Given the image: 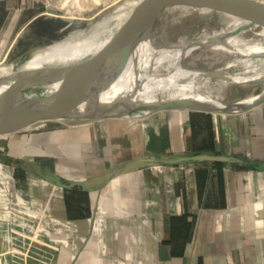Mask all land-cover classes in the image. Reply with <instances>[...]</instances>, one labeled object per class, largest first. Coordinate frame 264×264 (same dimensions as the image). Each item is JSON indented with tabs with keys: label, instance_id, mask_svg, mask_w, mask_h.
Listing matches in <instances>:
<instances>
[{
	"label": "crops",
	"instance_id": "obj_1",
	"mask_svg": "<svg viewBox=\"0 0 264 264\" xmlns=\"http://www.w3.org/2000/svg\"><path fill=\"white\" fill-rule=\"evenodd\" d=\"M50 122L0 136L2 188L48 231L2 214L3 264H264V103Z\"/></svg>",
	"mask_w": 264,
	"mask_h": 264
},
{
	"label": "rangeland",
	"instance_id": "obj_2",
	"mask_svg": "<svg viewBox=\"0 0 264 264\" xmlns=\"http://www.w3.org/2000/svg\"><path fill=\"white\" fill-rule=\"evenodd\" d=\"M139 1L11 0L7 5L2 1L0 3V76L36 67H64L81 63L94 56L114 38ZM245 24L242 19L208 9L189 6L166 7L157 17L148 40L153 47L181 48L219 36L231 51L214 45L192 51L182 60L181 66L198 73L192 82L194 87L159 92L156 98L159 101H169L189 96L194 92L213 101L236 103L264 92V55H253L252 58L244 52L233 50L238 45L237 48H245L254 43L264 45V34L261 33L263 28L257 25L240 28ZM230 62L235 64L234 70L237 75L252 76L256 72L261 75L254 81L237 82V84L224 81L217 75L230 73V69L227 68ZM174 66L175 64L169 61H153L150 66L139 70L142 74L139 81L143 82L151 76L155 78L166 76L174 71ZM37 95V87L28 88L21 93V96L27 99L36 98ZM132 115L146 116L140 112ZM72 122L84 123L88 120H73L68 123ZM63 123L66 122L54 121L47 124L59 126ZM1 195L14 199V194L10 190H4L0 183ZM43 218L39 216L37 220Z\"/></svg>",
	"mask_w": 264,
	"mask_h": 264
},
{
	"label": "water",
	"instance_id": "obj_3",
	"mask_svg": "<svg viewBox=\"0 0 264 264\" xmlns=\"http://www.w3.org/2000/svg\"><path fill=\"white\" fill-rule=\"evenodd\" d=\"M168 6L208 9L245 20L246 24L240 28L257 25L264 29V2L259 0H140L114 38L94 56L81 63L64 67H36L0 76V86L18 84L27 88L43 87L50 90L45 97L28 99L23 103L0 104V136L28 129L39 122L67 123L84 119L97 121L125 117L135 112L149 115L169 109L237 113L248 111L264 103V92H262L236 103L213 100L201 103L195 99L185 102L181 101V98H175L169 101L139 103L135 106L124 105L118 110L101 114L91 112L114 84L119 69L129 63L127 59L133 48L149 40L157 17ZM12 160L7 157L5 162L11 164ZM26 164L33 172L47 177L40 164L36 162Z\"/></svg>",
	"mask_w": 264,
	"mask_h": 264
},
{
	"label": "bare ground",
	"instance_id": "obj_4",
	"mask_svg": "<svg viewBox=\"0 0 264 264\" xmlns=\"http://www.w3.org/2000/svg\"><path fill=\"white\" fill-rule=\"evenodd\" d=\"M261 33L264 34V29L261 31ZM212 43H214L213 45L218 48L220 47L226 51H231L229 46L224 43L220 37L208 38L206 40H202L201 42L185 45L181 48H155L150 44L149 41H144L137 44L130 52V55L127 59L129 62L127 66L119 69V73L114 84L101 97L100 102L94 109L91 110V112L94 114H101L103 112L118 110V108L124 105L135 106L139 103H152L158 101L156 96L159 92H169L176 90L177 88H193L194 86L192 85V82L198 73L182 68L181 62L186 56L190 55L192 51ZM237 47L233 48V50L244 52L251 57L253 55H264V45L261 43H254L253 45L247 46L245 48ZM143 54H146V56H143ZM153 61L173 62L175 64L173 69L174 71H171L168 73V75L160 78H155L153 76L147 77L143 82H140L139 79L142 77V74L139 70L143 67L150 66ZM258 61L259 60H257V62ZM234 67L235 64L233 62L228 63L227 68L230 69V73H219L217 76L222 77L224 81H231L237 84V82H247L250 80L254 81V79H258V77L261 75L257 72L252 76L237 75L235 74ZM27 89L28 88L24 85L18 84L13 86H0V104H15L28 101L27 98H23L21 96V93ZM37 90V97L40 98L47 96L50 92V90L43 87H37ZM192 99H195L201 103L212 101L209 97H201L194 92H192L189 96L181 97L180 100L186 102ZM250 100H252V98H250Z\"/></svg>",
	"mask_w": 264,
	"mask_h": 264
},
{
	"label": "built area",
	"instance_id": "obj_5",
	"mask_svg": "<svg viewBox=\"0 0 264 264\" xmlns=\"http://www.w3.org/2000/svg\"><path fill=\"white\" fill-rule=\"evenodd\" d=\"M264 2V0H259ZM0 216L2 214H7L11 218V223H13V220L17 222V225L21 226L20 230L17 232V235L21 236L22 238L26 239L28 241V246L31 247L32 244L40 243L45 238L46 235H48V231L46 229V226H43L42 221L37 220V217L30 216L28 218V213H24L19 210V207L15 203L14 199H9L7 197H4L3 195L0 196ZM7 200H6V199ZM28 219H31L28 221ZM11 251V250H8ZM8 251H3L0 254V258L5 255ZM14 254H20L19 249H13L12 250ZM29 250L26 251V256L30 255ZM0 264H3L0 260Z\"/></svg>",
	"mask_w": 264,
	"mask_h": 264
},
{
	"label": "trees",
	"instance_id": "obj_6",
	"mask_svg": "<svg viewBox=\"0 0 264 264\" xmlns=\"http://www.w3.org/2000/svg\"><path fill=\"white\" fill-rule=\"evenodd\" d=\"M238 18V17H237ZM239 19H241V18H239ZM243 20V19H242ZM243 21H245V20H243ZM246 22V21H245Z\"/></svg>",
	"mask_w": 264,
	"mask_h": 264
}]
</instances>
